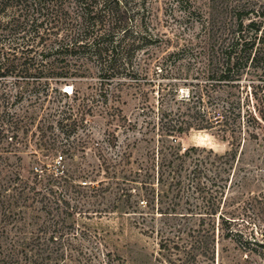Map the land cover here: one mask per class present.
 Here are the masks:
<instances>
[{"label": "rangeland", "instance_id": "obj_1", "mask_svg": "<svg viewBox=\"0 0 264 264\" xmlns=\"http://www.w3.org/2000/svg\"><path fill=\"white\" fill-rule=\"evenodd\" d=\"M127 1L145 39L118 69L72 53L58 64L74 75L30 84L18 71L0 77V113L16 122L0 121L12 136L0 142V264H180L183 240L200 237L214 255L203 250L195 264H264V58L228 80L211 76L210 53L240 18L261 21L264 39V0ZM198 101L213 115L229 108L240 131L258 138L220 163L213 153L230 147L213 130L162 136V112L180 122L197 116L188 108ZM161 145L192 149L176 168L159 167ZM197 155L200 186L189 174ZM173 170L180 187L167 176ZM165 238L175 241L161 248Z\"/></svg>", "mask_w": 264, "mask_h": 264}, {"label": "trees", "instance_id": "obj_2", "mask_svg": "<svg viewBox=\"0 0 264 264\" xmlns=\"http://www.w3.org/2000/svg\"><path fill=\"white\" fill-rule=\"evenodd\" d=\"M71 4L74 11H70ZM138 13L136 8L128 6L127 0H0V77L7 78L12 72L18 71L22 74V80L30 84L32 80H38L35 78L50 80L74 75L66 62L58 64V57L63 58L72 53L78 54V57L95 59L102 65L101 69L114 71L120 67L118 61L139 48V41L145 39L138 34L133 24ZM260 26L261 21L251 20L244 24L240 18L222 34L210 48L214 66L212 77L232 80L231 75L237 70L238 79L239 72L264 58V39L257 36ZM60 32L62 35H59ZM151 36L150 34L147 41H155ZM260 42L261 46L257 47ZM50 58L53 59L49 60ZM157 63L161 62L157 60ZM46 84L48 85L49 81H46ZM63 95L66 96L64 93ZM0 99L5 102L7 100L4 94H0ZM188 109L197 116L190 114L180 122L167 120V114L162 112L158 130L164 137L185 131L192 126L215 131L222 139L228 141L230 148L225 154H216L210 150L213 153V162L219 160L220 163H230L242 143L258 138L255 132L240 131L238 118L236 115L231 116L229 108L222 107L217 115H213L214 113L208 112L206 105L198 101V105ZM12 119L8 113H0L2 123L14 124L16 128V122ZM8 137L12 136L0 131V142ZM162 147L163 145L157 148L158 166L172 168L183 164L182 156L192 149H184L182 153L179 149L178 153ZM171 148L173 147L170 146ZM193 160L195 167L189 174L197 180L196 185L200 186L203 182H199L198 165L205 162V159L197 155ZM171 172L167 174H171V183L180 187L182 175L175 170ZM162 179L161 174L159 180ZM200 189L204 192L203 188ZM218 193L222 194L221 191L215 190L213 205L218 200ZM148 205L151 208L154 205L151 196L145 200V206ZM204 238L194 240L196 243L183 240L182 248H179L182 254L180 264H195L196 254L203 250L213 257V246H209ZM170 241L175 240H161V248H167ZM174 245L178 246L177 243ZM171 262L172 260H169V263Z\"/></svg>", "mask_w": 264, "mask_h": 264}, {"label": "built area", "instance_id": "obj_3", "mask_svg": "<svg viewBox=\"0 0 264 264\" xmlns=\"http://www.w3.org/2000/svg\"><path fill=\"white\" fill-rule=\"evenodd\" d=\"M63 91H64L63 92L64 94H66V93L71 94L72 93V87L71 86H64ZM62 160H63V156L61 154L55 156V161L59 164V165L53 166L54 167V173L56 175L63 173V171H64V162ZM34 169L37 170V166H34Z\"/></svg>", "mask_w": 264, "mask_h": 264}]
</instances>
